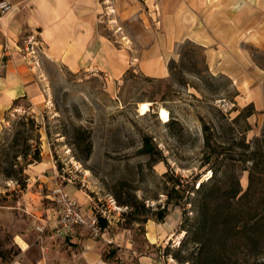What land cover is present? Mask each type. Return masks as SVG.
I'll return each mask as SVG.
<instances>
[{
	"label": "rangeland",
	"instance_id": "374dc122",
	"mask_svg": "<svg viewBox=\"0 0 264 264\" xmlns=\"http://www.w3.org/2000/svg\"><path fill=\"white\" fill-rule=\"evenodd\" d=\"M114 3L101 0V32L119 46L113 49L127 68L114 76L97 68L71 71L49 59L40 62L44 102L35 106L23 100L0 131V203L17 199L23 189L4 174L10 160L26 164L21 154L27 143L39 142L61 179L84 188L96 215L110 224L113 243L106 252L116 249L113 264H189L180 259H191L198 244L191 230L199 193L192 186L212 171L205 158L204 124L211 126L215 141L235 145L243 132L249 140L262 132L264 109L248 118L250 129L244 119L230 122L249 103L238 97L231 70L209 64L204 46L188 38L143 56L139 45L148 44L154 34L141 31L137 15L125 18L128 30L119 26L122 16ZM249 50L264 66V51ZM145 100L151 101L150 109L142 113L139 104ZM161 106L170 113L167 121L159 116ZM145 136L152 138L157 162L142 151ZM177 179L180 191L172 190L169 198L167 191ZM241 183L247 187V171ZM164 206L161 220L156 211ZM151 221L160 234L166 233L156 243L147 237ZM207 244L214 248L211 264H264V233L249 243L214 236ZM14 248L11 231L0 224V258L5 257L0 264H7Z\"/></svg>",
	"mask_w": 264,
	"mask_h": 264
},
{
	"label": "crops",
	"instance_id": "0c3cea01",
	"mask_svg": "<svg viewBox=\"0 0 264 264\" xmlns=\"http://www.w3.org/2000/svg\"><path fill=\"white\" fill-rule=\"evenodd\" d=\"M9 1L11 7L0 11V131L23 100L35 106L44 102L43 60L71 71L97 68L114 76L127 68L113 49L119 46L101 32V0ZM116 1L122 16L119 26L121 22L128 30L125 18L137 15L144 25L141 31L154 34L148 44L139 45L145 50L143 56L169 49L182 38L194 40L204 46L209 64L231 70L243 104L252 101L257 113L264 109V66L249 50L264 51V0ZM25 170L27 184L19 197L0 203V224L11 231L15 247L7 264H113L114 256H106L113 243L109 223L98 224L99 231L88 224L60 231L54 227L53 186L62 184L90 215L96 214L92 196L63 181L48 154H41ZM147 225L149 242L166 235L153 221Z\"/></svg>",
	"mask_w": 264,
	"mask_h": 264
},
{
	"label": "trees",
	"instance_id": "16d2710c",
	"mask_svg": "<svg viewBox=\"0 0 264 264\" xmlns=\"http://www.w3.org/2000/svg\"><path fill=\"white\" fill-rule=\"evenodd\" d=\"M239 93V92H237ZM239 108L238 106L234 109ZM257 112L255 104L251 101L239 108V112L230 120L238 122L244 119L251 128L248 118ZM35 124V120H31ZM205 158L212 169L208 181L199 180L197 187L193 184V190L199 193L195 203L197 215L192 228L193 241L197 244L192 251V257L180 259L189 261V264H211L213 261V249L208 241L214 236L226 238L243 239L246 243L253 242L264 233V128L260 134L252 139H247L244 132L239 141L234 144L222 143L214 140V132L211 126L204 124ZM16 140V139H15ZM152 138L144 137L142 151L150 153L154 158ZM27 149L21 154L28 161L19 165L18 162L10 160V167L4 174L15 178L22 188L27 184V173L25 169L29 163L41 158L40 143L28 142ZM30 155V156H29ZM14 165H18L14 168ZM248 173V185L243 188L241 183L242 172ZM180 180L174 182L167 191L169 198H173V191L179 193ZM177 199V198H176ZM158 219L163 220L166 215V206L156 211ZM98 224L106 225L107 220L97 215ZM186 233L189 230L186 229ZM116 255V249L111 248L106 253L107 257ZM177 257V255L175 254ZM3 258L4 255H3ZM253 262L252 264H257Z\"/></svg>",
	"mask_w": 264,
	"mask_h": 264
},
{
	"label": "built area",
	"instance_id": "2783aa9c",
	"mask_svg": "<svg viewBox=\"0 0 264 264\" xmlns=\"http://www.w3.org/2000/svg\"><path fill=\"white\" fill-rule=\"evenodd\" d=\"M11 7L9 0H0V11ZM55 202L56 215L54 218L55 229L60 231L63 227H72L75 224H88L99 231L98 217L96 214H88L76 197L69 194L62 184H56L51 189Z\"/></svg>",
	"mask_w": 264,
	"mask_h": 264
},
{
	"label": "bare ground",
	"instance_id": "6f19581e",
	"mask_svg": "<svg viewBox=\"0 0 264 264\" xmlns=\"http://www.w3.org/2000/svg\"><path fill=\"white\" fill-rule=\"evenodd\" d=\"M150 103H151V101H141L140 102V111L142 112V113H144V112H146L148 109H150ZM158 112H159V116L164 120V121H167V120H169L170 119V113H169V111H168V109L165 107V106H161V107H159V109H158ZM211 172L212 171H210V173L208 174V175H206V177L204 178V179H202V180H205V179H207L210 175H211ZM201 180V181H202ZM183 236V233H182V235L180 236V239H181V237Z\"/></svg>",
	"mask_w": 264,
	"mask_h": 264
}]
</instances>
